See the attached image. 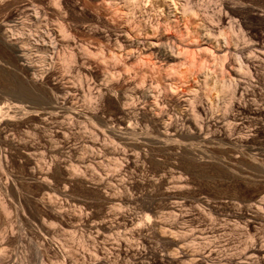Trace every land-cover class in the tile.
Here are the masks:
<instances>
[{
    "label": "rangeland",
    "instance_id": "rangeland-1",
    "mask_svg": "<svg viewBox=\"0 0 264 264\" xmlns=\"http://www.w3.org/2000/svg\"><path fill=\"white\" fill-rule=\"evenodd\" d=\"M126 1L0 0V264H264V0ZM186 24L222 59H167Z\"/></svg>",
    "mask_w": 264,
    "mask_h": 264
},
{
    "label": "bare ground",
    "instance_id": "bare-ground-1",
    "mask_svg": "<svg viewBox=\"0 0 264 264\" xmlns=\"http://www.w3.org/2000/svg\"><path fill=\"white\" fill-rule=\"evenodd\" d=\"M140 1H146V3H148V1L149 0H131L130 1V5H137V4H139V2ZM127 3L129 2L128 0L126 1ZM166 2H168V3H170L171 1L170 0H167ZM172 4V3H171ZM116 6V5H115ZM124 6V5H123ZM127 6V5H126ZM125 6V7H126ZM128 6H129V4H128ZM173 6H174V4H173ZM133 9V8H132ZM119 10V9H118ZM189 10V8H187V7H181V13L183 12V13H188V12H191V11H188ZM130 12H131V8H129V7H127L126 8V15L127 14H130ZM124 13V14H125ZM191 14V13H190ZM189 14V15H190ZM194 15V14H193ZM128 18V17H127ZM127 18H126V20H127ZM168 18H169V14H168ZM158 24V23H157ZM185 24V23H184ZM184 24H182V25H184ZM182 25H181V27H182ZM154 26V29H155V25H153ZM187 24L185 25V26H183L184 28H178L179 29V34L183 37V38H180V37H178V41L179 42H177V47H178V50H177V53H175V56H174V54L172 53L171 54V56H168L167 57V59H171V58H177L176 60H178L177 62H175V63H178L179 64V66L180 67H182V69H183V67L185 66V65H189V66H194V69H195V67H198V68H200V71H202L201 69H203L202 67H205V63L204 62H202V59H201V61L199 62V61H197L196 59H195V53L197 54V52L196 51H201V49H203V51H205V52H208L209 54H211L212 56L211 57H213V59H220L221 57H223L222 56V53H225L226 52V50H228L227 49V47L225 46V45H217V47L215 48V50H212L211 48H210V46L208 47L207 45H205V43L206 42H204V41H202V40H198V36L196 35V37H195V35H194V37H192L191 38V36H190V29L188 28L189 26H187ZM153 28V27H152ZM151 28V29H152ZM150 29V28H149ZM189 29V30H188ZM156 30V29H155ZM155 30H153V31H155ZM193 31H194V29H193ZM192 30H191V32H193ZM202 31V30H201ZM195 32V31H194ZM205 33V32H204ZM178 34V35H179ZM190 36V37H189ZM200 37V36H199ZM5 38V37H4ZM180 38V39H179ZM191 38V39H190ZM175 40V39H174ZM204 40V39H203ZM6 43H10V41L8 40V39H6L5 38V40H4ZM33 44V43H32ZM148 48H151V49H154L156 52H158V51H160L161 49H163L162 47V44H160V43H158V42H154V41H149L148 42ZM177 47H176V49H177ZM252 47H254L253 49H254V55H252V56H247V57H244V58H242L240 61H239V64L240 65H242V66H244L247 70H248V73H249V75L250 74H256V69H257V67H256V62H259V60H261L260 59V56L262 57H264V46L263 45H260L259 43H257V42H255V44H253V46ZM213 48V47H212ZM165 49V48H164ZM164 49H163V51H164ZM247 49V48H246ZM153 50V51H154ZM241 50H243V49H241ZM152 51V50H151ZM152 51V52H153ZM154 51V52H155ZM16 52L18 53L17 54V56H18V58L19 59H22L23 58V51H22V47L21 46H17V48H16ZM131 52V51H130ZM175 52V51H174ZM235 52L237 53V52H240V49H236L235 50ZM208 53H206V54H208ZM42 54H46V53H42ZM142 55V54H141ZM170 55V54H169ZM200 55V54H199ZM115 56V55H114ZM47 57V56H46ZM46 57H42V55L40 56V62L41 63H45V61H46ZM138 58V57H137ZM201 58V57H200ZM139 60H144L143 59V57L141 58V57H139L138 58ZM198 60H200L199 58H197ZM222 59V58H221ZM263 59V58H262ZM141 60V61H142ZM214 60V61H215ZM167 61V60H166ZM213 61V60H212ZM213 63V62H212ZM215 63H218V61L217 62H215ZM152 64H154V62L152 63ZM178 64H177V66H178ZM214 64V63H213ZM214 65H216V64H214ZM218 65V64H217ZM29 67H31L30 65H27V68H29ZM187 67V66H186ZM218 67H219V65H218ZM176 68H179V67H176ZM175 68V69H176ZM197 68V69H198ZM209 68V67H208ZM207 68V69H208ZM181 69V70H182ZM204 69H206V68H204ZM186 70V69H185ZM199 70V69H198ZM197 70V71H198ZM183 71V70H182ZM208 71V70H207ZM211 71V70H210ZM177 74H178V72H176ZM208 73V72H207ZM179 75H181L182 76V72L180 71L179 72ZM205 76V75H204ZM187 77V76H186ZM177 78H179V77H177ZM204 79L205 78H203V81H204ZM202 81V80H201ZM227 86L228 87H231V82H228V84H227ZM221 88L223 89V86H221ZM151 89V88H150ZM241 89L240 88H238L236 85H235V87H234V90L232 91V93L234 92H236V93H238L239 92V95H241V91H240ZM186 94V93H185ZM192 95V94H191ZM190 95V96H191ZM194 96H193V98H198V96H197V93H195V94H193ZM142 96H143V98L145 99V101L147 102V101H149L148 103V106L149 107H143L144 108V110H148L149 111V114L153 117V119L157 122V124H159V126L160 127H163L164 128V130H168L167 129V127L169 126V122L168 123H166V122H164L163 121V118H164V113L162 114V109L159 107L160 105L157 103V101L155 100L156 98V96L154 97L153 96V93H151V91L150 90H148L147 88H145L143 91H142ZM187 97V96H186ZM131 98V97H130ZM155 98V99H154ZM190 98V97H189ZM143 99V100H144ZM187 99H188V97H187ZM130 99H128V102L130 103V101L132 100V98H131V100L129 101ZM139 101V100H138ZM193 102L194 101H192V99H190V101L188 102V103H190V106H191V110H192V107L194 108V104H193ZM134 103V102H133ZM124 104V103H123ZM131 104V103H130ZM10 107V106H9ZM8 107V108H9ZM13 108L12 109H15V108H20V105L18 104V102H14L13 103V106H12ZM196 107V106H195ZM21 109V108H20ZM19 110V109H18ZM125 110V109H124ZM144 110H143V112H144ZM194 110H196V109H194ZM202 110V112H203V109H201ZM195 112V111H194ZM199 112V111H198ZM197 112V113H198ZM196 112H195V114L193 115L194 117H193V119L190 121L189 120V123L191 124V126L193 127V129L195 130V132L197 133V134H200V126H198V121L196 120L197 119V117L196 116H198V114H197ZM200 113V112H199ZM165 120V119H164ZM1 122V121H0ZM6 122V121H5ZM2 124V123H1ZM158 126V125H157ZM190 127V126H189ZM126 128H128V127H126ZM162 128V129H163ZM171 129V128H170ZM161 130V129H160ZM181 132V131H180ZM179 134H181V133H179ZM158 139V138H157ZM178 145H180V144H178ZM182 145V144H181ZM185 145V144H184ZM183 145V146H184ZM188 147V146H187ZM186 147V148H187ZM189 148V147H188ZM44 202V201H43ZM50 202V201H49ZM43 204V203H42ZM53 207V206H52ZM255 208H257V207H255ZM260 208V207H259ZM259 208H257L258 209V211H260L261 210V208H260V210H259ZM51 210V209H50ZM172 210V209H171ZM171 210H170V212H171ZM54 213L56 214V216L58 215V214H60V212L58 211V210H56L55 208H54ZM176 211V210H175ZM255 212H257V211H255ZM173 213V212H172ZM259 213V212H258ZM257 213V214H258ZM173 214H175V213H173ZM255 214V213H254ZM58 216H60V215H58ZM151 216V215H150ZM168 216V215H167ZM95 220V219H94ZM98 222H99V220H98ZM147 223H148V221H146ZM168 222V221H167ZM127 223V222H126ZM144 223V222H143ZM146 223V224H147ZM145 224V225H146ZM102 226V225H101ZM101 226L100 225H96V230H97V232L98 233H103V235H104V232H106V228L104 227V229L101 231ZM132 226V225H131ZM169 226H170V224H169ZM107 227V226H106ZM120 227V226H119ZM172 227V226H171ZM167 228H168V226H167ZM172 228H174V227H172ZM161 229V228H160ZM124 231V230H123ZM172 231V230H171ZM169 232H170V230H169ZM64 252V251H63ZM94 252V251H93ZM67 253V252H66ZM69 254H71V252L69 251L68 252ZM1 255V254H0ZM68 255V254H67ZM92 255H95V254H92ZM119 255V254H118ZM171 254H169L168 256H166L167 258H169L170 260H177V261H180V260H185V261H188V262H194L196 259V255L199 257L198 259L202 262V264H213L209 259H208V257H207V254L206 255H203V253L201 254H195V253H192V252H187V251H184V250H181L180 251V255H179V258H177L178 256H170ZM245 255L247 256V258L249 259L250 257H254L257 261H263L264 262V245H252L251 247H249L248 249H246V252H245ZM124 256V255H123ZM208 256H209V254H208ZM105 257V256H104ZM90 258H91V256H90ZM164 258H165V256H164ZM166 258V259H167ZM93 259V258H92ZM94 259H95V257H94ZM254 259V260H255ZM163 260L164 259H160L159 260V264H163ZM168 260V259H167ZM213 260V259H212ZM169 261V260H168ZM230 262V264H254V263H252V261L251 262H245V261H241L240 259H237V260H235V259H231V258H228V259H224V260H220L219 261V263L218 264H223L224 262ZM94 262V261H93ZM92 262V263H93ZM170 262V261H169ZM76 262H75V260H74V257L72 256V255H69L68 256V259H65V261H64V264H75ZM42 264V263H41ZM93 264H110V262H108V261H106L103 257L102 258H98V259H96V261L93 263Z\"/></svg>",
    "mask_w": 264,
    "mask_h": 264
}]
</instances>
